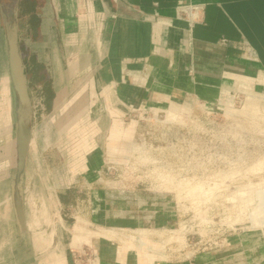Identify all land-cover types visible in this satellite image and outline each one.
Here are the masks:
<instances>
[{"label": "crops", "instance_id": "obj_1", "mask_svg": "<svg viewBox=\"0 0 264 264\" xmlns=\"http://www.w3.org/2000/svg\"><path fill=\"white\" fill-rule=\"evenodd\" d=\"M182 5L203 7L197 23L178 19ZM46 11L49 20L44 22ZM35 16L40 22L35 63L43 85L56 91L51 101L59 109L72 94V103H65L60 116L82 104V117L93 125L81 132V153L71 162L74 172L67 175L72 185H64V191H59V182L65 178L46 174L47 161L33 164L40 172L25 179V229L10 210L0 218V264H75L68 254L82 243L98 253L99 264H220L223 256L218 251L179 254L166 261L146 257L139 231L151 230L134 227V218L113 215L116 204L106 192H90V205L83 207V192L74 184L83 178L95 181L106 146L112 149L133 137L134 125L126 129L122 121L130 113L182 112L194 101H226L242 87L264 95V0H44ZM62 86L73 87L74 93L62 98ZM42 144L45 152L53 149L48 140ZM70 207L87 216L83 222H68L76 233L81 231L68 241L60 235L67 225L61 211ZM129 220L133 223L112 228L122 232H115L114 240L86 233H106L107 221L117 225ZM76 236L81 238L74 246ZM260 240L258 256L264 264ZM244 241L228 247L235 250Z\"/></svg>", "mask_w": 264, "mask_h": 264}, {"label": "rangeland", "instance_id": "obj_2", "mask_svg": "<svg viewBox=\"0 0 264 264\" xmlns=\"http://www.w3.org/2000/svg\"><path fill=\"white\" fill-rule=\"evenodd\" d=\"M7 1L0 0V4ZM10 1L15 6L10 21H3L0 9L1 219L9 210L16 217L14 194L18 190L24 196L25 179L40 172L33 165L40 159L48 162L46 174H60V179L65 178L59 182L60 192L64 191V185H72V178L67 175L74 172L71 162L81 153V132L93 125L89 117H82V104L69 108L64 118L60 116L58 111L66 102L59 109L54 106L51 100L55 89L49 84L43 85L42 71L35 63V55L40 56L34 46L40 28L39 18L36 13L22 15L17 4L20 0ZM36 1L38 4L44 2ZM48 13L46 11L43 16L44 22L49 20ZM13 24L18 26L31 98L29 166L26 165L20 180L15 150L18 105L10 80L7 52V30ZM59 88L62 98L67 96L66 92L71 94L74 90L73 87ZM72 97L71 94L66 104L72 103ZM184 107L185 111L176 113L141 109L122 119L126 129L134 125L135 133L130 140L112 149L106 146L104 165L100 167L101 180L96 177L95 181L91 178L76 181L77 192H83V207L90 205V192H106L109 200L116 204L113 215L134 218L135 222L129 220L131 222H116L115 225L107 221L105 230L109 233L114 230L112 228L121 226L118 224L131 223L134 227L151 230L150 234L139 231V237L143 240L140 241L143 255L153 260L218 251L223 256L220 264H260V239H264V209L260 207L264 202V95L253 88L242 87L233 90L226 101L198 100ZM78 111L77 119L74 117ZM73 122L75 125L69 128ZM43 139L53 143L52 150L43 151ZM72 198L70 195L66 200L69 202ZM62 209L67 225L60 229V235L69 241L81 231L76 233L68 222H83L87 213L79 215L71 207ZM90 231L113 240L115 232L122 233L114 230L110 235L95 229L86 230V233ZM128 234L138 237L137 232ZM241 239L245 240V245L237 247ZM79 240H74L73 245ZM234 244H239L235 250L228 247ZM87 245L82 243L71 248L70 259H74L73 253L89 247Z\"/></svg>", "mask_w": 264, "mask_h": 264}, {"label": "water", "instance_id": "obj_3", "mask_svg": "<svg viewBox=\"0 0 264 264\" xmlns=\"http://www.w3.org/2000/svg\"><path fill=\"white\" fill-rule=\"evenodd\" d=\"M7 52L10 80L18 105L15 150L17 177L20 180L26 169L32 134L29 112L31 108L29 81L20 51L19 32L16 24L11 25L7 30ZM14 207L19 225L25 229L24 201L18 190L14 194Z\"/></svg>", "mask_w": 264, "mask_h": 264}, {"label": "built area", "instance_id": "obj_4", "mask_svg": "<svg viewBox=\"0 0 264 264\" xmlns=\"http://www.w3.org/2000/svg\"><path fill=\"white\" fill-rule=\"evenodd\" d=\"M203 11L202 6L182 5L177 8L178 19L192 25L197 23L200 13ZM103 175L102 171L97 172V177ZM75 264H99L98 253L92 247H86L73 253Z\"/></svg>", "mask_w": 264, "mask_h": 264}, {"label": "trees", "instance_id": "obj_5", "mask_svg": "<svg viewBox=\"0 0 264 264\" xmlns=\"http://www.w3.org/2000/svg\"><path fill=\"white\" fill-rule=\"evenodd\" d=\"M8 2V3H7ZM5 4H0V9L2 15L7 18L11 19V10L14 6V3L8 0ZM18 4L19 10L22 12L24 16H30L36 13V10L41 7V4H38L36 0H20ZM16 4V5H17Z\"/></svg>", "mask_w": 264, "mask_h": 264}, {"label": "bare ground", "instance_id": "obj_6", "mask_svg": "<svg viewBox=\"0 0 264 264\" xmlns=\"http://www.w3.org/2000/svg\"><path fill=\"white\" fill-rule=\"evenodd\" d=\"M251 100H252V98H251ZM251 100H250V101H251ZM246 103H247V102H246ZM258 104H259V103H258ZM253 105H254V104H253ZM256 105H257V104H256ZM249 107H250V106H249ZM255 111H256V110H255ZM249 113H250V112H249ZM255 115H256V114H255ZM174 118H175V117H174ZM167 119H168V118H167ZM248 191H249V190H248ZM244 193H245V191H244ZM245 194H246V193H245ZM247 194H250V193H247ZM251 200H252V199H251ZM250 202H252V201H250ZM257 206H258V207L260 206V203H259V202H258V205H257ZM260 207H261L262 209H264V202H263V206H260ZM78 224H79V223H78ZM85 225H86V224H85ZM82 227H83V226H82ZM89 230H90V229H89ZM84 231H85V230H84ZM98 231H99V230H98ZM113 231H114V230H113ZM113 231H109V233H108V232H107V233L111 235V233H113ZM92 232H93V231H92ZM40 237H41V236H40ZM75 238H76V239H74V240H77V239H79V238H81V237L76 236ZM75 243H77V241H76ZM76 245H77V244H76ZM76 245H75V246H76ZM57 258H58V257H57ZM60 258H61V257H60ZM60 258H59V259H60ZM62 260H63V259H62Z\"/></svg>", "mask_w": 264, "mask_h": 264}]
</instances>
